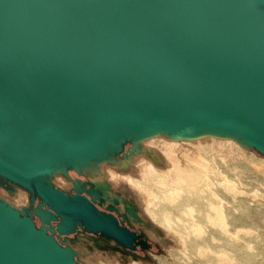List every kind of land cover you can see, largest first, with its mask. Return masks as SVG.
<instances>
[{"label": "water", "instance_id": "95a60500", "mask_svg": "<svg viewBox=\"0 0 264 264\" xmlns=\"http://www.w3.org/2000/svg\"><path fill=\"white\" fill-rule=\"evenodd\" d=\"M154 135L264 156V0H0L1 179L68 212L57 171ZM48 230L0 198V264H85Z\"/></svg>", "mask_w": 264, "mask_h": 264}, {"label": "rangeland", "instance_id": "374dc122", "mask_svg": "<svg viewBox=\"0 0 264 264\" xmlns=\"http://www.w3.org/2000/svg\"><path fill=\"white\" fill-rule=\"evenodd\" d=\"M137 148L127 144L101 172L119 208L129 205L140 216L132 223L153 248L135 255L115 251L105 240L99 241L105 245L101 248L82 236L85 241L70 243L80 262L264 264V156L217 137L172 140L159 135L157 141L146 139ZM141 159L154 168L143 171ZM74 175L83 182L93 180L69 170L67 175L57 174L54 184L74 188ZM0 198L20 210L29 205L26 190L1 178Z\"/></svg>", "mask_w": 264, "mask_h": 264}, {"label": "flooded vegetation", "instance_id": "af4514ba", "mask_svg": "<svg viewBox=\"0 0 264 264\" xmlns=\"http://www.w3.org/2000/svg\"><path fill=\"white\" fill-rule=\"evenodd\" d=\"M71 173L74 172L70 171ZM73 179L84 187L81 192L75 188L64 189L56 186L68 197L71 204L68 212L59 213L50 209L37 196L32 204L33 196L28 193L29 205L26 208V214L32 216L38 227L48 228V232L62 245L71 248H73L70 245L71 242H76L78 239L85 241L81 238L82 236L93 239L101 248L105 245L100 244L99 241L105 240L113 243L115 251H128L135 255H145L147 250L153 248L151 240L132 223L133 220H141V218L131 206L122 205L119 208L117 198L111 199L115 203L111 200L105 203L106 198L103 192L97 189L93 180L83 182L78 175H74ZM93 190H97L99 197H96ZM36 209H40L47 217L43 218L42 215L36 213ZM130 212L133 214L132 217ZM73 250L76 252L74 248Z\"/></svg>", "mask_w": 264, "mask_h": 264}, {"label": "bare ground", "instance_id": "6f19581e", "mask_svg": "<svg viewBox=\"0 0 264 264\" xmlns=\"http://www.w3.org/2000/svg\"><path fill=\"white\" fill-rule=\"evenodd\" d=\"M159 137V135H154L152 137L146 138V139H153L154 141H157V138ZM146 139H142L140 140V144L146 142ZM138 142V143H139ZM138 150V148H137ZM140 162V161H139ZM104 163H108L106 160L105 161H100V162H93L90 163L89 165L85 166L82 168V170L84 172H86L87 174H89V176H91V178L93 179V181L95 182V185L97 187L98 190H101V192H104V196L107 200L112 199L110 196V186L108 181H106L103 176H102V165ZM140 167L143 169V171H148L150 169H153L154 167L151 165V163L146 160V159H141V162L139 163ZM200 170V169H199ZM60 172L57 171L56 174H59ZM202 172L200 171V174ZM208 174V171L205 173V175ZM192 177H196L199 178L198 175H192ZM78 195V194H77ZM114 199V198H113ZM130 210V209H129ZM130 214H132L130 212ZM133 215V214H132ZM74 217V216H73Z\"/></svg>", "mask_w": 264, "mask_h": 264}]
</instances>
